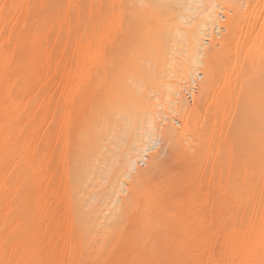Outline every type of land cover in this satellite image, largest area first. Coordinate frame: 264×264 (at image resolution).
<instances>
[{
    "label": "bare ground",
    "instance_id": "bare-ground-1",
    "mask_svg": "<svg viewBox=\"0 0 264 264\" xmlns=\"http://www.w3.org/2000/svg\"><path fill=\"white\" fill-rule=\"evenodd\" d=\"M21 1L23 2L24 0H21ZM32 1L30 2V0L28 1L25 0V3L24 2L20 3L25 6V11L27 10L29 11V12L24 11V15L25 13H31L30 11L32 10L33 11H32V14H30V16L29 15L28 17L27 15L25 16L27 18H25L26 24L24 25L28 24L27 26L29 27L27 28V30L29 29L28 31L29 33L25 30V32L28 33L27 37H25L26 38L25 45L23 43L24 39L22 40V42L20 40L21 43L18 42L20 44L23 43V45L26 47V48L21 47L22 49L20 48V52H22L20 54L21 59L23 58L24 62L30 61L31 59L32 60L31 62H28L30 64H27V63L23 64L22 63L23 61L20 59V57L17 58L21 61L19 63L15 59L16 65L21 63V65H19L20 69H18L19 67L17 68V66L15 67V69L17 68L19 70V73H18L19 79L17 78L18 77L17 73H15L16 75L12 74L13 76L12 75L10 76H12V78H14V76H17L16 79H18L19 81L17 85H19V89H20L19 91L20 93L16 92L18 93L16 94L18 95V97L20 95V103H17L20 106L19 107L16 106L17 108H20L19 109L20 112H18L17 108L15 109L17 112H13L15 119H17L16 117L18 113L20 115L19 117L20 119L17 122L15 121L16 122L15 125L19 123L18 124L20 126L19 129H21L22 127V130H20L22 131V133L18 132V134H21V137H23L24 135L23 132L25 133L27 132L26 134H28L27 136L29 139V140L28 139L24 140L25 138H27L25 134L24 137L25 136L26 137L25 138L23 137V140H22L25 142L24 143L22 142V143L25 149V153H26V150H28V148H30L29 149L30 151L27 152L28 154L26 153V155H23V156L24 158H26V161L28 162V164L30 162V166L31 164H33L30 167L28 172H27V168L24 172L23 170L25 168L22 169L23 167L22 164H25V163L23 160H20V161H23V163L21 164L20 162L22 166L20 169L21 172L16 173L17 178L20 179V181L18 180L17 183L20 184V182L24 181L23 183L25 184L27 182L26 184L27 186L29 185L28 187L31 186L30 188H33V189H35L36 187V190H34V193L36 191L38 194H41L39 195L41 199L39 200L40 197L37 198L38 196H35V199H36L35 200L33 198L34 196L33 195L31 197L32 199L30 200L32 201L34 199L33 202L35 201V203H31L29 199L18 202L19 200H22L20 199V195H21L20 194L21 192H20L18 193V195L20 194L19 199L16 201L13 199L14 202L12 203V205H10L11 202L9 201H8L9 203L7 202L9 205L8 207L3 206L5 201H2L1 199L0 203H3L2 204L3 209L0 206L1 208L0 209V264H9L10 262H12V264H15V263L25 264L26 263L25 260H22L23 254L26 256V258L28 257L29 259H31L32 257L33 258L35 257L34 259H37L36 257H40L39 261L35 260L36 261L35 262L33 260V264H165V263L174 264V263H177V261L178 263H180L182 259H184V256L181 255L183 257L182 258L179 255L181 257V261L179 262L178 260L179 258L177 259V257L179 256L177 255L180 252L185 251V250L181 249L182 251H180L178 249L180 247L178 244L180 243H177V242L180 238H182L181 237L182 234L181 235L179 234L180 235V236L178 235L179 239L177 240L176 243L174 242L179 247L174 246V244L172 246V241L170 240V238L172 237L174 240L175 238L177 239V236L174 238L171 235V237L168 239L166 238L169 236L167 234L168 236L165 235L166 237L164 238L163 236L162 238V234L164 235L166 233H163V232L161 233V231L163 230L160 227H162L161 224L162 223L164 224V220H166V218H167V221L172 223L173 225L172 221L174 220L170 219L172 220L170 221L168 220V218L171 215L172 217L170 218H176V216L174 217L173 212H175V210L176 212L180 211V208L182 207L181 204H183L182 201H184L183 198H185L186 195L190 197V198L187 197L189 198L188 201H190L189 204L187 201V204H188L187 210L190 207L189 205L191 204L192 208H194L193 211L194 212L197 211L196 213L198 216L197 215L194 216L193 213L191 214L193 215V217H196L194 221H192L193 220L192 216H191L192 220L190 219L192 222H194L193 223L194 225L189 220L188 224H186L185 222L184 226H180V229H181L182 227H185L186 225H188L186 227V230H187V233H189V231L191 230L189 235L190 236L192 235V237L187 236L188 234L185 233L186 232L185 229H183L184 231L180 233H183V235H186L188 238H191V240L194 239L193 237H195L193 236L194 235L193 233H196L195 234L197 235L196 237H198V239H202V241L200 240L202 242L201 243L202 245L200 243L198 244L201 247L205 246V248L202 247V249L203 248L206 249V247L207 249H213V250L215 249L216 250V252L214 251L215 254L214 253L211 254V252L209 251L210 256L211 255L215 256L217 253V256L220 257V259L221 258L227 259L229 257L233 259L234 257L232 256H235V258L236 257L241 258L240 255H242L244 256V258H246V260L250 259L251 261L253 260L251 258L252 257L255 258L256 255H258V253L261 254L260 257H264V0H155L156 2H158L157 4L153 0H140V2L142 3L140 2L139 3L142 6L144 5L142 8H140L141 10L143 8L145 10L146 8L145 4H150V5L153 4L154 6V7L152 6L153 7L152 9L150 7L149 9L145 10L146 13L144 12V10H142L144 14L140 15V19H142L140 20L141 25L143 26L146 25L144 20L147 17L145 19L143 18L145 15L149 17V14H150V18L152 15V19L160 23L159 26L161 25L162 28L160 26L158 30H155L154 32L149 31L150 33L147 32L146 34L145 32H143L144 34L141 33L139 38L141 39V41H143V40H147L153 37L154 39L153 41L149 39L153 42V44L151 46L148 45L150 48L154 45L152 48L153 50L150 48L148 49V47L145 46L149 51L151 50L153 54L156 51L159 52V50H162V49H164L165 51V50H169L168 47L170 48V51H168L170 54L168 57L169 67L167 68V71L166 70H164V72L162 71L163 72L162 74L156 71L159 69V65H158L159 63H157V67L155 66L156 63H153V62H156V60L154 61L151 60V64L153 63L154 65L153 64L151 65L150 63L149 64L151 66L148 65L151 70V72H149L148 78H150L152 74H154V76L156 75L159 76V75H163L166 73V77L163 76V81L161 79L162 77L161 76H160L161 78L159 77L162 82L165 81L162 85H160L162 82L157 79V81H160L161 83L158 82L160 88L157 87L159 89H157L158 91L156 90V93L154 92L155 90H152V87L154 85L156 87L157 82L151 81V82H154L152 87L151 85H149L151 90L153 91L151 93H154L153 94L154 97L151 96L152 94H150L151 97H148V99L150 98L151 105L155 107L156 109H159V112L157 111L158 113L156 114H153V113L148 114L151 117V118L148 117V119H150L149 121L152 120L151 121L152 125H151L150 123H148V119H147V123L149 124V126L148 125L147 126L151 128L150 129L151 132L147 130L146 132L142 134L140 139L138 140L134 139L128 143L126 142L128 141V139L132 137L133 135L132 133H134V130L139 127L140 123H143L141 121H144L145 118H143L144 116L142 117L137 116L138 111L136 112V115H135V112L131 110L130 105H132L131 104L132 101L131 100L128 101L129 99L127 100L128 94L125 92V90L124 92L126 94L124 93L125 96L123 95L125 98V99L123 98L124 101L123 99L122 100L119 99L123 103L121 104L123 106L122 108L125 109L124 111H122V113L119 110H117V108L119 107H117L114 104L111 105L113 102L110 103L109 100L108 101L106 100L107 103H110V106H113L114 108L115 106L117 107L115 111L116 110L118 111L117 112L118 115H120L119 112L121 113L122 117H119L120 119L115 118L116 116L114 115H117L116 112L110 111L109 108H108V112H104L105 114L107 113L106 115L103 113V111L101 112V114L105 115L101 119H99L102 116L101 114L96 112L97 117H99L98 114L100 115L99 118L95 116L96 113L92 114L93 115L91 116L93 117L91 119L92 123L88 122L87 118L84 119L85 115H83L81 111L78 110L76 113H74L75 121L73 123L76 122L77 123V124L75 123L76 126L81 125L82 120L80 119L82 116H83L82 119L85 120L83 123L88 122L89 124L91 123L90 126L91 125L93 126L89 128L91 129L89 130V132L91 131L93 133V134L91 133L92 141L90 140L89 141L90 143H95L96 144L95 147L99 145L97 143L98 141L96 137L98 136L99 133L101 134L100 137L105 135L107 139L102 137L103 139H106V142L104 143V145L106 144V146H104L105 148L104 147L102 148L103 141L105 140L102 141V138L100 139L102 142V143L100 142L101 143L100 148L104 149L102 152H100L101 150L97 148L99 146H97L94 150L92 149V151L99 150L97 153L98 155L95 154L96 151L92 154L93 159L95 156H97L95 158H98V159H96V161L95 159L94 160L91 159L94 162L90 160L93 164L90 162L91 165L90 164H89L90 166L88 165L89 166L88 174H85V175H88V178L86 179L87 183H84L82 179L83 176L85 175L81 174L82 176L81 175L80 176L82 178L80 176L79 177L83 181V182L81 181L82 184H80L81 182H78V185L75 184L77 185L75 188V192L71 191L73 192V194L70 195L71 193L69 192L70 193L69 196L67 195L68 197L75 195L73 196L75 199L70 197L72 198V200H74L73 201L75 203L74 206L76 205V202L77 204L79 203L80 204H79V207L76 205L77 207L76 209L73 206L74 208L73 217H72L73 220L71 223L73 226L68 232H66L67 234L65 233L66 238L63 236L65 238L63 239L62 237L63 242L62 243L60 242L61 244L58 241L56 242L57 247H54L56 245L51 246L52 243L55 241L51 242L50 240H52V238L50 239L51 236H48L49 235L48 228L50 227L51 223H49L50 222L49 221L50 215L48 211L49 204L47 203L48 206L46 207L45 203H46V200H48L49 198L48 197L49 192L48 194L45 193V195H48V196H45L47 199H45V201L42 200V192L43 191L47 192V190L49 191V188H48L49 184L46 185L47 188H45L46 186H44L43 184L44 183L43 180H45L44 178L47 179V172L49 171V168L47 167L48 165L47 163L49 159H46V157L43 156L45 157L47 161H45V159H42V161H39V160L35 161V158L37 159L40 158L38 156L39 155L38 153L39 152L42 153L43 151V150L41 151V147L39 146V144L40 142L43 143L42 139H45L49 126L48 124H46L47 123L46 121H44V123L40 121L41 124L38 123L39 121H37L36 118L37 119H40V118L36 116L38 113H36L35 110H37L36 108H39L38 111H41L42 113V109H43V114L41 116L44 119L46 118L48 109L46 111L44 107L46 105V108H47V106L51 105L52 103L50 101L49 102L51 104L48 103V100H46L47 101L46 102L45 99L46 98L51 99L52 97L51 98L49 97L53 96V95H50L51 91H49L50 89L48 90V88L52 86L51 84L54 80L57 79L56 83H58L59 82L58 80H60V78L61 79L64 78L63 81L66 82V80H68V78L70 77L69 72L70 74H72L73 77H74V74H77L78 72L80 74L82 73L81 75L85 74L86 76L87 74H89L88 77L84 75V77L86 78L83 80L81 79L82 82L80 80V83H83L85 80V83L89 84L93 82V77L91 76L92 74L98 73L100 69H102V71H105L107 69L108 71L113 68L112 63L114 64V61H111V57L113 58L114 55H111V54H114L112 53V50L114 51V49L112 48V46L114 47V44L112 42H114L115 40H119V39L121 40L127 39L126 36L128 35V31H127L128 28L126 27L127 30H125V26L127 25V22H128L127 21L128 18H126V15H127L126 11L128 8L126 6H128V3L130 2H128V0H52L53 1L52 3H50L51 2L50 0H35V1L32 0ZM1 3H3L2 0H1ZM136 3H138V0H136ZM138 4L137 6L141 7L140 4L139 5ZM19 5L18 7L20 8ZM22 8L20 10H22ZM148 10L149 11L151 10V13L147 12ZM21 12L23 13V11ZM18 14L20 15L21 13H18ZM2 15H5V14H2ZM2 18L4 17L2 16ZM44 18L45 19L48 18V20H45ZM21 21L20 23H22ZM47 21L49 22V25H45V22ZM16 22H17V19H16ZM23 22L25 21L23 20ZM116 24H120L121 27L116 28L115 26ZM19 27L21 26L19 25ZM140 30L144 31L142 28ZM162 37L167 38L168 42L165 41L166 39H161ZM50 39L52 40V43L54 42V44L50 43L52 44L51 46L48 45V42ZM157 40H160V41L158 42ZM169 41L170 42L172 41V43H169ZM162 42L167 43L166 44L167 46L164 45L165 48L167 47L166 49L163 47ZM158 44L162 45V47ZM143 50H145V48ZM149 51L147 54L152 55V53H150ZM142 52L143 51H141V54H143ZM141 54H139V56ZM147 56L145 54V57ZM26 57H31V58H26ZM25 58L30 59V60L25 61ZM67 59H68V62H66ZM98 59L100 60V62ZM71 60L75 64V65L73 64L75 66V69L77 68V72L76 71L75 73L73 72L74 74L71 73L72 69L71 70L69 69V66H70L69 61ZM72 61H71V67H73ZM126 63L129 65L128 61ZM123 64H125V62H123ZM67 65L68 67H66ZM124 66H125L124 67L125 69L126 65ZM137 66H138L137 70H139V67H140V70L142 69L141 64ZM17 69L16 71H18ZM128 70L129 69H127V71H123L121 76L124 75L123 80L126 81L125 83L126 85H123V86H125L126 91L128 90V92H131L129 91L130 88L128 89L127 87L129 85H133V84H130L131 81L128 80V78L130 79L131 77L130 74L128 75ZM57 71L60 74V77L59 75L55 77V74L57 73ZM62 72H65V74H68L66 75V80H65V76L62 78L61 74L62 75L64 74ZM124 72L125 73L127 72V73L125 74ZM156 72H158V74ZM80 74H77L75 76H78V75L80 76ZM52 76L54 79L53 81L51 79ZM154 76L151 78L153 79ZM80 77L79 78L74 77L75 79L73 78L74 79L73 81L78 79V83H79ZM155 78H158V77H155ZM16 79H14V82L16 81ZM70 80L71 78H69L67 83L68 82L71 83L72 80L71 81ZM131 80H132V77H131ZM10 81L12 80L10 79ZM63 81L61 80L62 85H63ZM127 81H130V82H127ZM112 82L113 81L110 82L111 86H112ZM127 83L129 85H127ZM137 84H138L137 89L139 91V89L141 88L140 86H143V85H141L140 83H137ZM164 84H166L165 87H162ZM113 85L115 86L116 83H113ZM123 86L121 88L122 90H123ZM114 88H119V87H114ZM149 89L147 88V90ZM47 91H49V93ZM142 92L144 93L143 90ZM46 93L49 94L50 96L46 95ZM108 93H110V91ZM143 93H141L142 96H144ZM10 94H12L13 96V93H10ZM105 95L107 94L105 93ZM129 95L132 96V93H129ZM110 96H111V93H110ZM147 96L145 95L144 98L145 97L147 98ZM18 97H16V99ZM90 97L92 98L93 96H90ZM134 98L136 99V97ZM134 98H133V101H134ZM189 98L190 99L192 98L191 99L193 100L192 103H195V105L191 103V106L192 105L194 106V108H191L192 111H190V109H186L187 111L185 110V108H188L185 106H187L186 102L190 100ZM92 99H91L92 103L90 104L94 105L95 102ZM142 99H140V101ZM9 100L8 102H10ZM12 100L13 99H11V101ZM13 101L15 102V99ZM144 101H146V99H144ZM44 102H45V105L43 106L42 104H44ZM87 102L89 103V100ZM117 102L119 103V101ZM13 103H12L13 105L12 108H14L15 106ZM137 103L138 105H140L143 102L141 103L137 102ZM146 103H143V104H145V106L148 107L147 105L148 103L147 104ZM107 105L105 107L106 109H107ZM113 107L112 108L110 107L111 110H113ZM141 107L139 108L138 106L139 108L138 110L143 111ZM29 108L30 109L33 108L31 110H34L33 112L36 114L35 115L36 118L32 117L33 118L32 120L30 119V117L34 116V113H29L30 112ZM134 108L136 109V106ZM106 109L105 111H107ZM215 109L222 110L221 115H219L220 114L219 110L216 111L217 113H219L217 115L214 111ZM188 110L190 112H188ZM132 111L134 113V116H133ZM149 111H153V110H148V112ZM7 114L8 113L6 112V115ZM11 114L9 113L8 116H10ZM29 114H33V115H29ZM6 115L5 117H7ZM38 116H40V113L38 114ZM87 116L90 117L89 115ZM135 116H136V119H135ZM13 118H11V120H13ZM5 119L6 118H4V123H5ZM34 119L36 122H34ZM98 119L104 122H102V124L101 123L98 124V126H100L99 128L101 129L98 128V130H96L94 128H96L97 126L96 121ZM79 121H81V123ZM174 121L175 122L177 121L176 123H178L179 129L178 128L175 129L176 123ZM165 122H167V124ZM163 123H165L167 126L164 124L166 126L165 128L159 127L160 125L162 126ZM9 125H7L6 123V127H9ZM18 125H16V127ZM150 125L152 127H150ZM83 126L85 125L83 124ZM12 128L14 129V132H17L15 129V126H12V125L10 126L9 128L10 131L8 130V132H11ZM2 130H6V128L5 129L2 128ZM222 130H224V132H226L228 136H236L234 137V139L235 140L237 139L238 141V149H236L234 153H230V155L234 156V159H237L236 161H238V164H240L239 165L240 167L238 166L239 168L236 166V169L235 167L233 169L231 167L230 169L232 171L229 172L228 175L232 173V178H233L232 184L229 182L228 184H230V186L226 184L227 178H228V181H230L229 178H231V176L227 175V178L225 179L224 183L221 182V184H218L216 182L215 184L217 185L216 186L214 185L215 190L213 188V191H216L217 194L214 192L216 196L218 195V197L216 198L215 196L209 194V192L212 191L211 190L212 188H210V191L207 192V194L205 192L206 196L204 197L202 196V194L205 190L204 191L201 190L202 192L199 191L200 189L196 190L201 193L197 194L195 191L196 193L195 194L191 189V190H188L189 195L187 194L186 190H185L186 193L185 192L182 193V194L185 193V196L178 195V194H181L180 191H178L177 192L178 196H175L174 194L173 199H171L172 200L171 204L168 203L169 200L168 201L167 199L165 200V198L167 197L166 196L167 194L164 195L165 192L161 194L160 192L162 191L157 192V188L161 190L160 185L164 183L163 184L164 189L162 188V190L165 191L167 189L169 190L170 188L175 189L177 185L175 187H171V186H173L176 183L179 185L183 183L182 181H184L185 183L187 179H189L187 178L189 176L187 174L188 168L190 169V167L194 166L197 163L200 164L202 160L201 158H203L202 161H204V159L206 160V164L203 163L206 166H208L207 163H209L211 164V167H213L215 166V164H217L218 161L220 162V160L218 159H220L221 155H223L222 153H224L221 151L222 149L220 150L219 149L220 147H218L222 145L220 143H223V142H220L219 140ZM6 131H4L3 133H5ZM39 133H40L41 138L42 137L43 138L40 139L41 141L39 143L36 140H35L36 142H34V144L37 143L36 145H38L36 147L37 153L35 152L36 148L34 150V156L37 155L38 157L35 156L34 160H32L34 162L31 163L32 162L30 161L31 157L32 159L34 157L32 156L33 150L31 149L33 148V145H34L32 143L33 142L32 140H34L37 137V134ZM153 134H155L159 138L158 141H161L162 143L159 149H157L154 152H151L150 150L152 147H149L147 145V142L152 140V138L154 137ZM90 135L88 136L90 137ZM93 135L95 138H93ZM8 136L11 137V140H9ZM8 136L5 135L3 138L6 137L7 140H9V142L4 139L3 141L1 139L2 136L0 137V140H1L0 153L2 152V154H0L2 156L0 157L4 158L3 163L5 164L7 163L6 161L4 162V160L7 157L9 159L10 157H12L11 158L12 160H13V157H16L17 160L16 159L14 160H16L17 163L14 160L13 162H15V164L17 165L18 160L22 158L20 156L24 154L23 152L21 153V150L23 149V147L21 146L22 147L21 150L18 148L20 147V145H22V143L20 142V145L18 146L16 142L14 141L15 142L14 143L12 140L14 136H11V135H8ZM40 136L38 138H40ZM14 140L17 141V138L14 137ZM2 141L3 143L7 141V144L2 145ZM28 142L32 143V145L30 143H29L30 145H28ZM86 142H88V140H86ZM83 143H85V141ZM83 143H82V146H81V143L80 145H77L78 147L75 146V149L83 150L86 145L85 143L83 147ZM14 144H16L17 146ZM7 145L8 146L11 145L13 147L12 149H14V146H15L16 149L18 148V150H20V152L17 153V156L20 153L19 159L17 158V156H14V154H16L14 150L16 149L14 150L11 149L13 153L11 152L10 154L12 156L10 157L9 155L5 156L6 155L5 152L9 153L11 151L10 147H8ZM168 145L169 147L171 146V149H168ZM90 146H92V144L88 145V149L90 148ZM214 146L215 148L217 146L218 150L214 149ZM5 148L9 152L7 151L3 152ZM93 148H94V144H93ZM86 149L87 148H85L84 150L87 151L88 149L87 150ZM119 150H120V155L123 156L122 162L125 168L124 169L122 166L121 170L123 171L124 169L123 172H126L125 174H128L129 175L128 177L130 178L128 179V181L122 180V178L121 179L119 178L120 180L115 181V183H112V185L111 183L110 185L106 183L105 185L107 186L103 185L102 187L100 185L104 184L103 179H106V177L101 178L100 176L102 175L101 171L104 172V175L106 173L110 175H112L113 173L116 175V173L120 170V169L117 170L116 167L115 168L113 167L114 166L113 159L116 157ZM167 150L170 153L169 155H171L170 156L171 159L174 158L175 160L174 161L172 160L173 164H171L168 168L164 166V169L162 170L163 166L161 164V160H162L161 156ZM31 151H32V154H31ZM85 151H84V154H86ZM89 151H91V149ZM46 153L47 151L44 152L45 155ZM27 155L28 157L31 156L29 157L30 159L27 158ZM2 158H0L1 163H2ZM100 160L102 162H99ZM8 162H12V161L8 160ZM140 162L145 163L144 167H140L139 165ZM222 162L220 163L222 164ZM103 163L104 164L106 163V165H103ZM28 164L26 163L27 166ZM109 164L110 166H108ZM2 166H5V165L3 164ZM107 167L109 168L107 169ZM0 168L4 169L6 167L2 168L0 165ZM183 168L184 170H186V172L183 170ZM8 169H10V167ZM178 169L180 170V172L183 170L184 174L179 173ZM107 171H110V173ZM2 172L3 173L8 172V170L2 171ZM0 173H1V170H0ZM110 175H108L110 179L112 176H115V175H112V176ZM184 175L186 176L188 175V176L185 177ZM211 176L213 175L211 174ZM7 177H9V175H7ZM13 178H11V184H12L11 187H13L14 185L13 184L14 181L12 180ZM99 178L102 180V183L101 181H99L100 180ZM211 178L212 180L211 179H208V180L213 182L214 177H211ZM112 179L113 181L116 180L115 177ZM234 179L238 181L240 180L245 181L247 179L246 186L248 187L247 188L248 190H246L244 194H242V191H241V194L238 192L239 188L236 189L237 188L236 185L238 186L239 183H234L235 181ZM14 180H16V177ZM214 180L216 181L217 179L214 178ZM1 181L2 179L0 180V184L4 185L5 180L2 182ZM9 181H6V182H9ZM109 182L110 181H108V183ZM242 183H245V182H242ZM71 184L73 183L69 182L68 185L72 187ZM207 184H210V183H207ZM2 185L0 186L1 187L0 189L2 191L1 190L0 191L4 192L5 191L4 188L8 186L5 185L6 187L2 189ZM36 185H38L39 187ZM208 187L209 185H207L206 188ZM44 188L47 190L45 191ZM16 189L18 188H15V190ZM37 189L40 191L42 189V191L39 193ZM181 189H184V188H181ZM194 189L195 188L193 187V190ZM24 190L22 189V194H25L23 193ZM65 190L64 192L66 193ZM224 190L225 191L227 190L226 192L228 193H226ZM190 191L191 193L195 195L194 197L195 199H196V195L198 196L199 194H200L199 195L200 198L198 196L197 197L198 199H196L195 201L192 198V196L194 195L191 194ZM13 192H14V189H13ZM26 192H29V190ZM231 192H232V195H230ZM234 192L240 195H237V194L233 195ZM10 194H13V193L11 192ZM169 194L167 198H169ZM0 195L2 196L3 194L0 193ZM84 195L88 196V198L86 196V198L88 199V202L87 200H84V202L86 203L81 202L82 197ZM10 196H13V195H10ZM175 197H178V198L182 197L181 200H178V203H180V206H181L179 210H177L178 207L177 209H175L176 207L173 208L172 206H170L172 207L170 208L168 206V205H172L173 200L174 202H177V198ZM10 198L11 197H9L8 199L10 200ZM70 198H68V200ZM187 198H185V201ZM70 200H69V203L72 201ZM164 200H165V204L167 202L166 207L164 206ZM191 200H194V201H191ZM29 203L31 206L34 205L33 209L29 210V208H32L29 205ZM82 203L84 204L83 205L84 207L81 205ZM173 204H176V203H173ZM184 205L186 206V203ZM196 206L202 211H199V209ZM111 207H115L116 209L114 208V211L116 210V212L111 213L112 215L111 218L108 219V221L106 222L105 226L107 228L108 233L106 232L107 236L106 235L105 236L107 238L106 239L103 238V241L101 243L92 244V243H96L95 240H98V238H96V235L98 234V228H99L98 225L102 223V221L100 220L105 219V217H102V216H101L102 219H100L98 216L102 215L104 211L108 210ZM24 208L30 211V212L26 211L28 214L29 213L31 214V215H27L26 213L27 217H31L32 219L34 217L35 218L37 217L36 219L37 220L39 219L41 224L39 226V223H38V229H36L37 228L36 227L34 228L35 230H33L28 225L30 223L28 221H33L32 219L30 220V218L28 219L25 216L22 217L23 213L21 214V212H22V209H23V212L25 211ZM169 208H170V211L167 217L166 214ZM189 209L192 210L191 208ZM112 211H113V208H112ZM105 213L107 217L108 211ZM105 213H103V216L105 215ZM180 213L179 215H181ZM157 214L160 217L163 216L166 218H164L163 221H160L162 219L158 218ZM175 215H178V213H176ZM154 216H156L158 220L159 219L160 220L159 221L156 220L157 219L156 217L152 218ZM9 218L10 220H13L14 218H16L13 220L14 224L9 223L10 221ZM97 218H99L100 220L98 219L99 221H96ZM196 220H197V223H196ZM146 221L147 223H149L148 221H150L149 224L151 225L152 223H154V225L155 226L157 225V228L158 227L159 228L157 229L154 225L153 226L155 229L151 228L150 225H147L149 227L146 228L147 227L145 223ZM156 222L158 223L161 222V224L158 225V223ZM25 223L28 225L29 227L28 230H30V232H28L27 230L28 227L26 226ZM32 223L33 222H31V224ZM195 225H196L195 228L190 229V226L194 227ZM105 226H104V229H105ZM143 226H145V228L148 230L150 228L149 230L150 232L144 231ZM33 227L34 226L32 225V228ZM177 227H179V225H177ZM197 227L200 229V234L198 233L199 229H197ZM172 228H174V225ZM187 228L190 230H188ZM194 229L195 230L197 229L198 231H195ZM157 230L159 231V233ZM153 231L155 232L157 231V233L155 232L154 233L158 234L159 236L158 235H156L157 237L153 236L154 235ZM145 233H146L147 238L150 236L149 233L151 234L153 233L152 235L153 240L150 242L151 244L154 241V238H157V240L155 239L156 243L154 242L155 244L154 243L152 244L155 247L153 249L150 248L151 250L149 249L152 253L151 256L149 257H148V255L150 254L149 252H148V255H146L147 257L144 256V253L145 254L147 253L145 249H147L148 245L146 244H149L148 239L146 240L148 241L146 244H144L145 242H143L144 239H142V236L145 235ZM197 233L199 234V236ZM48 238L50 240H48ZM123 238H125V241L127 242V244H125L126 247L121 248V246L118 245V243ZM88 240H91L94 242H91L90 245H87L86 242ZM196 240L197 238L195 239V241ZM188 241L189 242L187 243L189 245H187V247L190 246L191 245L190 243L192 242L189 239ZM50 242H51V245H50ZM28 246H30L31 248L28 249ZM195 246H197V244L193 246L194 248L192 247L194 249V254H192L193 255L192 259L195 258L196 260L198 256L195 257V255L201 256L203 255V253L201 252L200 254L199 250L201 249H198L199 246H197L198 248ZM53 248L55 249L53 250ZM26 249L27 250L31 249L30 257L28 254L29 251L27 252L28 254L27 256L25 252L27 251ZM196 249L198 250V252H196ZM240 249L241 251L243 250V253L239 251ZM141 251L143 253L142 255H141ZM195 252L198 254H195ZM33 253L35 255L36 254H39V255L34 256ZM182 253L184 255V252ZM52 255L59 257L60 261L57 260V258L54 259L53 258L54 256L51 257ZM61 255L64 256V258H62ZM207 256H209V254ZM190 257H188L187 259V255H186L185 260L191 259ZM211 257L209 259H211ZM23 259H25V257ZM220 259L218 263H221L222 259L221 261ZM205 260H207V258ZM236 260L237 261L235 262L238 263L237 258ZM206 262H209V261H206ZM222 262L223 264L225 263L224 261ZM244 263H247V262H244ZM26 264H28V262Z\"/></svg>",
    "mask_w": 264,
    "mask_h": 264
},
{
    "label": "rangeland",
    "instance_id": "rangeland-1",
    "mask_svg": "<svg viewBox=\"0 0 264 264\" xmlns=\"http://www.w3.org/2000/svg\"><path fill=\"white\" fill-rule=\"evenodd\" d=\"M21 0H2V2L3 3H1V0H0V124L2 125H0V134H1V136H2V140L4 139V140H7V138L5 139V138H3L5 135H11V136H14V137H16L17 138V141L16 140H14V137H13V142L15 141L16 142V144L19 146L20 145V142L22 143H24L25 141H22L23 140V137H24V135L27 133H25V132H23L24 133V135H23V137H21V134H18V132L19 133H22V131H20V130H22V127H21V129H19L20 128V126L18 125L19 123H17L16 125H18L17 127H16V125H15V123L17 122V121H19V117H20V115H19V113L17 114V113H15V114H17V119H15V116H14V113L13 112H17L15 109L17 108V107H19L20 105L19 104H17V103H20V95H19V97H18V95H16V94H18V93H20L19 91H20V89H19V85H17V83H19V81H18V79H19V75H18V73H19V70L18 69H20V66L19 65H21V63L20 64H18V65H16V60L18 61V63L19 62H21L19 59H17V58H19L20 57V59H21V53L22 52H20V48L22 47V48H26L24 45H25V40H26V38L25 37H27V35H28V31H29V29L27 30V28H29L27 25H24V24H26V20H25V18H27L28 17V15L30 16V14H32V8H31V10L32 11H30L31 13H25V15H24V11H25V6L24 5H22V4H20L21 2H20ZM28 1V0H27ZM32 0H30V2H31ZM35 1V0H34ZM51 1V2H50ZM49 2L50 3H52L53 1L52 0H50ZM153 1H155V0H153ZM16 2H18V3H16ZM24 3H25V0L23 1ZM22 2V3H23ZM128 2H130V3H128V6H126L128 9H127V15H126V18H128V22H127V25L125 26V30H127V28H128V35L126 36L127 37V39H123V40H121V39H119V40H115L114 42H112L113 44H114V47L112 46V48L114 49V51L112 50V53H114V54H111V55H114L113 56V58L111 57V61H114V64L112 63V65H113V68L112 69H110V70H108V71H110V72H108L107 71V69L105 70V71H107V72H105V71H102V69H100L99 70V72L98 73H96V74H92L91 76L93 77V82L92 83H85V80H84V82L83 83H80V80L82 79H85L86 77H88V75L89 74H87V72H86V74H87V76L85 75V74H83V75H81L80 73H78L77 72V68L75 69V64L73 63V61H72V66L73 67H71V61H69L70 62V66H69V69L71 70L72 69V71H71V73H75V71L77 72V74H80V76L78 75V76H75V75H77V74H74V77H80V79H79V83H80V85H79V83H78V79H76L75 81H73L75 78L72 76V74H70V72H69V78H71V83H67V81L69 80V78H68V76H67V78H68V80H66V75H68V74H65V72H62V73H64L63 75L61 74V76H62V78L65 76V80H66V82H64L63 81V79H61L60 78V80H58L59 82V84L58 83H56V81H57V79L56 80H54L53 79V76H52V81L54 82V84H53V82H52V86L50 87V88H48V90L49 91H51L50 92V95H53V96H50L49 94H47L46 93V95H48V96H50L49 98H51V99H47L46 98V96H45V101L46 100H48V103H50L51 105H48L47 106V108H46V105H45V102H44V104H42L43 106L45 105V109H46V111H47V109H48V113H47V116H46V118L44 119L41 115L43 114V109H42V113H41V111H38L39 110V108H36L37 110H35V112L36 113H40V116L43 118V120H42V118L40 117V116H38V114L36 115L33 111L34 110H31V109H33V108H29L30 110V112L29 113H34V116H29L30 117V119L32 120L33 118L32 117H34V118H36L35 117V115L38 117V118H40V119H37L36 118V120L37 121H39L38 123H40V121L42 122V123H44V121H46L45 123L46 124H48V126H49V128H48V131H47V134H46V137H45V139H42L41 138V136H40V133L39 134H37V137L34 139V140H32L33 142V144H34V142H40L41 140L40 139H42L43 140V143H41L40 142V144H39V146L41 147V151H42V153L41 152H39L38 154V156L41 158V160H40V158H35V156L36 157H38L37 155H35L34 156V150H35V148L38 146V145H36V144H34L33 145V148H31L32 150H33V155L32 156H34L33 157V159H32V157L31 156H29V157H31V160L30 161H32V160H34V158H35V161L36 160H39V161H42V159H45V157H46V159H49L48 160V165H47V167L49 168V171L47 172V179L46 178H44L45 180H43L44 181V186H46V185H48V188H49V191L47 190V189H45V188H47V186L44 188L45 189V191L47 190V192H44V194H43V192H42V200H44L45 201V199H47L45 196H48L49 198H48V200H46V203H45V205H46V207L48 206L47 205V203L49 204V215H50V222L49 223H51L50 224V227L48 228V236H51L50 237V239L52 238V240H50L49 238H48V240H50L51 242H53V241H55V242H53L52 243V245H51V242H50V245L51 246H53V245H56V242L58 241L59 243L61 242H63V240H62V237L64 236H66V232H68L71 228H72V217H73V210H74V208L76 209L77 207H76V205L79 207V204H77V202H76V205L74 206V200H72V198H74L73 196H75V195H73V196H70V197H72V198H70V197H68L69 196V194L70 195H72L73 194V192H75V188H76V186L78 185V182H81L82 180H81V176L82 175H85V174H88V171H89V166L91 165L90 164V162L92 161L91 159H93V153L96 151V153L95 154H97L98 153V151L99 150H101L100 152H102L104 149H102L104 146H106V144L104 145V143L106 142V139H107V137H105V135L104 136H102V137H104V138H106V139H103L102 137H100V133L98 134V136H99V138H98V136H96L97 137V143L99 144V145H97V146H99V147H97L99 150H95V151H92V149L94 150L96 147H95V143H90V141H92L91 139H92V132L90 131L89 132V130H91V129H89L90 127H93L92 125L90 126V124L92 123V121H91V119L93 118V117H91V116H93L92 114H95L96 112L97 113H99V114H101V112L103 111V113L104 112H108V108H109V110L110 111H115V109L117 108V107H119V108H117V110H119L121 113H122V111H124L125 109H123L122 107V105L121 104H123L119 99H123L124 98V96H125V94L127 93L128 94V97H127V100L128 101H132V105H130L131 106V110H133L134 112H135V115H136V112H137V116H140V117H142V116H144L143 118H145V120L144 121H141V122H143V123H140V125L139 124H137V125H139V127L138 128H136L135 130H134V133H132L133 135H132V137L130 138V139H128V141L126 142V143H128V142H131L132 140H134V139H140L141 138V136H142V134L144 133V132H146L147 130L148 131H150L151 132V128H149L148 126H149V124L148 123H150L151 125H152V123H151V121H149L150 119H148V117H150V115H148V114H156V113H158L159 112V109H156L155 107H153L152 105H151V103H150V98L148 99V97H151V96H153L154 97V93H151V92H153L152 90H155L154 92L156 93V90L157 89H159L160 87H159V83H161L162 81H163V76H165L166 77V73L165 74H163V75H159V76H157L156 74V76H154V74H152L151 76H150V78H148L149 76V72H151V70H150V68H149V66L148 65H150L151 64V60L152 61H154V60H156V62H153V63H156V67H157V63H159L158 65H159V69L158 70H156V71H158V72H160L161 74L164 72V70H166L167 71V68L169 67V65H168V57H169V52L168 51H170V48L168 47V49L169 50H165L164 51V49H162V50H159V48H158V50H159V52H155L154 54L151 52V50L149 51L148 49L150 48L148 45H152L153 44V37H151V38H149V39H151V40H149V39H147V40H143V41H141V39L139 38L140 37V34L141 33H143V32H145V34L147 33V32H149V31H151V32H154L155 30H158L159 28H160V26H159V24L160 23H158V22H156V20H154V19H152V15H151V18H150V14H149V17L148 16H144V18L143 19H145L146 17V19L144 20V22H145V24L146 25H141V21L140 20H142V19H140V15L141 14H144V12H145V10H147V9H149L150 7H151V9L154 7L153 6V4L152 5H150V4H145V6H146V8H145V10H144V8L142 9V10H144V12L140 9V8H142L143 6L140 4V3H142V2H140V0H138V3L140 4V6L141 7H138L137 6V4L138 3H136V0L135 1H133V0H128ZM150 2H152V1H150ZM32 3H33V1H32ZM35 3V2H34ZM49 3V4H50ZM154 3V2H153ZM155 3L157 4L158 2H156L155 1ZM20 4V5H19ZM138 4V5H139ZM161 4V3H160ZM2 5V6H1ZM18 5L20 6V8L18 7ZM30 5V4H29ZM150 5V6H149ZM159 5V4H158ZM153 6V7H152ZM24 9H23V8ZM148 7V8H147ZM22 8V10H20ZM30 10V9H29ZM155 10V9H154ZM13 11V12H12ZM21 11H23V13L21 12ZM28 11V10H27ZM27 11H25V12H27ZM9 12V13H8ZM29 12V11H28ZM147 12H149V13H151V10L149 11H147ZM18 13H21L20 15L18 14ZM146 13V12H145ZM2 14H5V15H2ZM16 14V15H15ZM148 14V13H147ZM9 15V16H8ZM19 15V16H18ZM22 15H24V16H22ZM27 15V17H25ZM2 16L4 17V18H2ZM8 18H6V17ZM14 18H13V17ZM18 16V17H17ZM22 16V17H21ZM16 17V18H15ZM24 17V18H23ZM21 19V20H19V19ZM6 19V20H5ZM16 19H17V22H16ZM45 19V18H44ZM3 20V21H2ZM23 20L25 21V22H23ZM45 20H48V18H46ZM20 21L22 22V23H20ZM19 22V23H18ZM18 24V25H17ZM51 24V23H50ZM19 25L23 28V30H22V28L21 27H19ZM45 25H49V22L47 21V22H45ZM27 26V27H26ZM116 26V28H120L121 26H120V24H116L115 25ZM17 27H18V29H17ZM25 27H26V29H25ZM127 27V28H126ZM143 29L144 31H142V30H140V29ZM161 28H162V26H161ZM21 29V30H20ZM25 30L28 32V33H26L25 32ZM21 33H23V34H21ZM130 33V34H129ZM150 33V32H149ZM144 34V33H143ZM23 35V36H22ZM26 35V36H25ZM24 37V38H23ZM21 38V39H20ZM15 39V40H14ZM24 39V45H23V43L22 44H20L21 42H22V40ZM161 39H166L165 41H167V38H161ZM11 40V41H10ZM20 40H21V42H20ZM169 40V39H168ZM14 41V42H13ZM47 41V40H46ZM158 42L160 41V40H157ZM162 41V40H161ZM18 42H20V43H18ZM157 42V43H158ZM168 42V41H167ZM50 43H52V40L50 39L49 40V42H48V45H52V44H54V42L52 43V44H50ZM156 43V42H155ZM154 43V44H155ZM169 43H172V41L170 42L169 41ZM112 44V45H113ZM161 44V43H160ZM160 44H158V45H160ZM167 43L166 42H162V45H163V47H164V45H166ZM162 45H160L161 47H162ZM169 45V44H168ZM19 46V47H18ZM24 46V47H23ZM148 47V49L146 48V47ZM154 46V45H153ZM153 46L150 48V49H152L153 48ZM167 46V45H166ZM161 47H160V49H161ZM21 48V49H22ZM145 48V50H143ZM165 48V47H164ZM167 48V47H166ZM165 48V49H166ZM26 50V49H25ZM143 51L142 53L143 54H141V51ZM147 50V51H146ZM153 50V49H152ZM22 51H24V50H22ZM148 51L150 52V53H152V55L150 56V55H148L147 53H148ZM161 51V52H160ZM167 51V52H166ZM145 52V53H144ZM19 53V54H18ZM20 55V56H18V55ZM139 54H141L140 56H139ZM145 54H146V56L147 57H145ZM144 56V57H143ZM151 58H150V57ZM153 56V57H152ZM155 57V58H154ZM26 58H31V57H26ZM25 58V61H27V60H30V59H26ZM100 58H102V57H100ZM150 58V59H149ZM154 58V59H153ZM16 59V60H15ZM113 59V60H112ZM125 59H126V61H125ZM22 61L24 60L23 58L21 59ZM32 60V59H31ZM31 60L30 61H27V62H22L23 64H25V63H27V64H30V63H28V62H31ZM99 60V59H98ZM97 60V61H98ZM129 62V65L126 63V62ZM158 61V62H157ZM13 62H15V63H13ZM66 62H68V59L66 60ZM65 62V63H66ZM99 62H100V60H99ZM123 62H125V64H123ZM102 63V62H101ZM150 63V64H149ZM152 63V64H153ZM67 64H69V63H67ZM74 64V65H73ZM139 64H141V67H142V69L140 70V67H139V70H137V68H138V66L137 65H139ZM151 64V65H152ZM14 65V66H13ZM111 65V66H112ZM124 65H126V68L127 69H129L128 70V75L130 74V76L132 77V80H131V77H130V79L128 78V80H130V81H127V82H130V84H133V85H135V86H133V85H129L128 83H127V85H129V86H127L128 87V89H129V91H131V92H128V90L126 91V89H125V86H123V85H126L125 83H126V81H124L123 80V77H124V75L123 76H121L122 75V73H123V71H127V69L125 70L124 69ZM150 65V66H151ZM154 65V64H153ZM17 66V70L18 71H16V69H15V67ZM14 67V68H13ZM66 67H68V65L66 66ZM71 67V68H70ZM155 67V68H156ZM154 68V69H155ZM161 68H162V70H161ZM15 71H14V70ZM68 69V68H67ZM68 69V70H69ZM73 69H74V71H73ZM69 70V71H70ZM13 71H14V73H13ZM62 71V70H61ZM102 71V72H101ZM163 71V72H162ZM155 72V71H154ZM158 72H156L157 74H158ZM15 73H17V75H18V77L17 76H14V78H12V74H15ZM57 73H58V71H57ZM55 74V77L57 76V75H59V77H60V74L58 73V74ZM67 73H68V71H67ZM84 73V72H83ZM125 73V72H124ZM127 73V72H126ZM125 73V74H126ZM153 73V72H152ZM159 73V74H160ZM98 74V75H97ZM10 75H12V76H10ZM16 75V74H15ZM84 75L86 76V77H84ZM83 76V77H82ZM135 76H137V77H135ZM154 76V78L152 79L151 77H153ZM162 78H161V77ZM16 77L18 78V79H16ZM155 77H158V78H155ZM162 79V81H161V79ZM74 78V79H73ZM96 78V79H95ZM98 78V79H97ZM10 79L12 80V81H10ZM14 79H16V81L14 82ZM95 79V80H94ZM152 79V80H151ZM157 79L158 80H160V81H157ZM165 79V78H164ZM61 80L63 81V85H62V82H61ZM82 80H81V82H82ZM139 80V81H138ZM144 82H143V81ZM111 81H113L112 82V86H114L113 85V83H116V85L114 86V87H119V88H114V87H112L111 86ZM123 81V82H122ZM133 81V82H132ZM151 81H156L157 83V85H156V87H155V85L152 87V85H153V83L154 82H151ZM14 83V84H12V83ZM61 82V83H60ZM117 82H119V83H117ZM142 82V83H141ZM159 82V83H158ZM165 82V81H164ZM164 82H162L160 85H162ZM65 83V84H64ZM67 83V84H66ZM75 83V84H74ZM124 83V84H123ZM137 83H140L141 85H143V86H140L139 88V91H138V89H137ZM166 83H167V81H166ZM12 84V85H11ZM58 84V85H57ZM96 84V85H95ZM118 84V85H117ZM146 84V85H145ZM120 85V86H119ZM149 85H151V87H152V90H151V88H150V86ZM165 85L166 84H164L162 87H165ZM12 86H14V87H12ZM110 86H111V88H110ZM122 86H123V90L121 89L122 88ZM134 88H133V87ZM149 86V87H148ZM13 89H12V88ZM157 87H159V88H157ZM143 88V89H142ZM147 88L149 89V90H147ZM154 88H156V89H154ZM17 89V90H16ZM19 89V90H18ZM132 89V90H131ZM135 89V90H134ZM10 90H12V91H10ZM15 90V91H14ZM124 90H125V92H124ZM136 90H137V92H136ZM142 90L144 91V93L142 92ZM49 91H47L48 93H49ZM110 91V93H111V96H110V93H108ZM158 91V90H157ZM15 92V93H14ZM16 92H18V93H16ZM52 92H53V94H52ZM114 92V93H113ZM10 93H13V96H12V94H10ZM105 93L107 94V95H105ZM125 93V94H124ZM129 93H132V96L131 95H129ZM141 93H143V95L145 96H147V98L145 97L144 98V96H142V94ZM145 93H147V94H145ZM12 96H10V95ZM135 94V95H134ZM140 94V95H139ZM150 94H152L151 96H150ZM114 95V96H113ZM124 95V96H123ZM138 96V98H137V96ZM9 96V97H8ZM18 97L17 99H16V97ZM47 96V97H48ZM90 96H93L92 98L90 97ZM110 98H108V97ZM123 96V97H122ZM14 97V98H13ZM112 97H113V99H112ZM122 97V98H121ZM131 97V98H130ZM134 97H136V99L134 98ZM142 97H143V99H142ZM7 98V99H6ZM9 98H10V100H9ZM56 98H57V100H56ZM94 98H95V100H94ZM133 98H134V101H133ZM11 99H15V102L13 103L12 101H11ZM91 99L95 102H93L94 103V105H92V104H90V103H92V101H91ZM125 99V98H124ZM124 99H123V101H124ZM138 99V100H137ZM140 99H142L141 101H140ZM144 99H146V101H144ZM190 99V98H189ZM192 99V98H191ZM188 100V102H186V104H187V106H185V107H188V108H185V110L186 109H190V111H192L191 110V108H194V106L193 105H195V103H192V101L193 100ZM8 100L11 102H8ZM17 100H18V102H17ZM89 100V103L87 102ZM97 100V101H96ZM104 100H105V102H104ZM109 100V102L111 103V102H113L111 105H116L115 106V108L113 107V106H110V103H107V101ZM112 100V101H111ZM116 100V101H115ZM137 100V101H136ZM8 103H7V102ZM50 101V102H49ZM56 101V102H55ZM91 101V102H90ZM117 101H119V103H120V105H119V103L117 102ZM191 101V102H190ZM47 102V101H46ZM96 102H97V104H96ZM136 103V104H134V103ZM137 102H143V103H146L147 105H148V107H146L145 106V104H140V105H138V103ZM12 103L15 105L14 106V108H12ZM47 103V104H48ZM150 103V104H149ZM191 103L193 104L192 106H191ZM96 104V105H95ZM104 104V105H103ZM107 104H109V105H107ZM185 104V105H186ZM9 105V106H8ZM98 105V106H97ZM104 106V108L106 107V105H107V111H105V109L103 108V106ZM8 106V107H7ZM17 106V107H16ZM58 106V107H57ZM94 106V107H93ZM97 108H96V107ZM136 106V109L134 108ZM138 106H139V108L141 107V106H143V107H141L142 108V110L143 111H141V110H138L139 108H138ZM190 106V107H189ZM42 107V106H41ZM50 109H49V108ZM113 107V110H111V108ZM133 107V108H132ZM43 108V107H42ZM125 108V107H124ZM147 110H145V109ZM148 108V109H147ZM151 108V109H150ZM183 108H184V106H183ZM182 108V109H183ZM217 108H218V106H217ZM10 109V110H9ZM20 108H17V110H18V112H20V110H19ZM96 109V110H95ZM103 109V110H102ZM222 109V108H221ZM14 110V111H13ZM53 110V111H52ZM81 111L82 113H83V115H85L84 116V119L85 118H87V120H88V122H91L90 124L88 123V122H85V123H83L85 120L84 119H82L83 118V116L81 117V119L80 120H82V123H81V121H79L80 123H81V125H77L76 126V124L75 123H73L75 120H74V113H76L77 111ZM95 110V111H94ZM115 111L116 112V114H117V112L118 111ZM148 110H153V111H149L148 112ZM154 110H156V111H154ZM219 110V113H217L216 111H218ZM32 111V112H31ZM133 111H132V113H133ZM145 111V112H144ZM158 111V112H157ZM187 111V110H186ZM189 110H188V112H190ZM215 111V113L218 115H221V113H222V110H220V109H215L214 110ZM6 112L8 113L7 115H6ZM92 112V113H91ZM94 112V113H93ZM119 112V114L120 115H114V116H116L115 118H118V119H120L119 117H122V115H121V113ZM127 112V111H126ZM151 112V113H150ZM155 112V113H154ZM9 113L11 114H13V116H14V118H13V116H12V114L10 115V116H8L9 115ZM46 113V112H45ZM44 113V114H45ZM88 113V114H87ZM97 113H96V117H97ZM124 113V112H123ZM145 115H144V114ZM89 115L90 117H88L87 115ZM98 114V116L100 117V115ZM105 114V113H104ZM104 114H101L102 116L99 118V117H97V118H99V119H101L103 116H105ZM5 115L7 116V117H5ZM29 115H33V114H29ZM46 115V114H45ZM110 115V114H109ZM49 116V117H48ZM94 116V117H95ZM133 116H134V113H133ZM132 116V117H133ZM3 117V118H2ZM95 117V118H96ZM4 118H6L5 119V123H4ZM11 118H13V120H11ZM151 118V117H150ZM10 119V120H9ZM15 119V120H14ZM29 119V120H30ZM98 119V120H99ZM135 119H136V116H135ZM147 119H148V123H147ZM2 120V121H1ZM73 120V121H72ZM86 120V121H87ZM90 120V121H89ZM98 120L96 121L97 122V126H96V128H94V129H96V130H98V128L100 127V126H98V124H102V122H104V121H100L99 120V122H98ZM11 121V122H10ZM16 121V122H15ZM122 121V120H121ZM10 122V123H9ZM34 122H36L35 121V119H34ZM123 122V121H122ZM126 122V121H125ZM124 122V123H125ZM175 122V121H174ZM177 122V121H176ZM175 122V123H176ZM4 123V124H3ZM6 123H7V125H9V127H6ZM9 123V124H8ZM127 123V122H126ZM166 124H167V122H165ZM165 123H163V125L165 124ZM41 124V123H40ZM75 124V125H74ZM83 124L85 125V126H83ZM165 124V125H166ZM3 125H4V127L6 128V130H2V128L3 129H5L4 127H3ZM15 126V129H16V131L17 132H14V127L12 128L13 129V131H12V129H11V132H13V133H11V132H8V130L10 131V126ZM124 125V124H123ZM148 125V126H147ZM150 125V127H152ZM159 126V127H166L165 125L164 126ZM174 125V124H173ZM176 125V127H175V129L176 128H178L179 129V125H178V123H176L175 124ZM82 126H83V128H82ZM102 126V125H101ZM149 129H148V128ZM19 129V130H18ZM93 129V128H92ZM99 129H101V128H99ZM172 129V128H171ZM174 129V128H173ZM177 129V130H178ZM87 130H88V132H87ZM4 131H6L5 133H3ZM7 133V134H6ZM9 133V134H8ZM16 133H17V135H16ZM92 133V134H91ZM103 133V132H102ZM156 133V132H155ZM226 132H224V130H222V132H221V136L219 137V140H220V142H223V143H220V144H222V145H220V146H218V147H220L219 149L222 151V152H224V153H222L223 155H221V157H220V159H218V160H220V162H222V164L218 161L217 162V164H215V166H213V167H211V164H209V163H207L208 164V166H206V165H204L203 163H205L206 164V160L204 159V161H202L203 160V158H201L200 160H201V162H200V164L199 163H197V164H195L194 166H192V167H190V169L188 168V170H189V172H188V170H187V174L189 175H184L185 177H187V178H189V179H187V181L184 183V181H182L183 183L182 184H174L173 186H171V187H175L176 185V188L174 189V188H170L169 190L167 189V190H165V191H163L162 190V188L164 189V186H163V184L162 185H160L161 186V190H159V188H157V192H160V191H162V192H160L161 194L162 193H164V195H166L167 197H168V194H169V198H165V200L167 199V201H168V203H170L171 204V199H173V195L175 194V196H178V195H180V196H182V195H184L185 196V193L187 192V194L189 195V193H188V190H191L192 189V191L195 193V191L196 190H199V191H204L203 192V194H202V196L204 197V196H206V194H207V192H209L210 191V188H212L211 190V192H209V194L210 195H213V196H215V198L216 197H218V195L216 196V191H213V188H214V190H215V186L217 185V184H215L216 182L218 183V184H221V182L222 183H224V181H225V179L227 178V175L229 174V172H231L232 170H230L231 169V167H232V169L235 167V169H236V166L238 167L240 164H238V161H236L237 159H234V156H232V155H230V153H234L235 152V150L236 149H238V141H237V139L235 140L234 139V137H236V136H228L227 135V133L225 134ZM4 134V135H3ZM14 134V135H13ZM91 134V135H90ZM19 135V136H18ZM28 134H26V136H27ZM88 135H90V137L88 136ZM95 135V134H94ZM94 135H93V138H95L94 137ZM0 136V137H1ZM25 136V137H26ZM40 136V138H38ZM153 138H152V140H150V141H148L147 142V145L149 146V147H152L151 148V152H154V151H156L157 149H159V147L161 146V141H158L159 140V138L155 135V134H153ZM9 137V140H11V137L10 136H8ZM24 137V138H25ZM85 137V138H84ZM89 137V138H88ZM157 137V138H156ZM21 140H19V139ZM22 138V139H21ZM102 138V141L103 140H105V141H103V145H102V148H100L101 147V139ZM156 138V139H155ZM26 139H28V136H27V138H25L24 140H26ZM83 140V142L85 141V143H86V145H85V143H83L82 142V140ZM99 139V140H98ZM154 139V140H153ZM3 140V141H4ZM9 140H7L8 142H9ZM29 140V139H28ZM36 140V141H35ZM39 140V141H38ZM86 140H88V142H86ZM90 140V141H89ZM157 140V141H156ZM221 140H223V141H221ZM3 141H2V145H6L7 144V141H5V143H3ZM126 141V140H125ZM0 142H1V140H0ZM14 142V143H15ZM18 142V143H17ZM101 142V143H100ZM159 142V143H158ZM23 143H22V145H20V147L22 146L23 147V149H22V147L20 148V147H18L20 150L22 149V150H24V151H22L21 150V153L23 152L24 154H22V156H20V157H22L21 159H19L20 157H19V155H20V153L18 154V156H17V153L18 152H20V150H18V148L16 149L15 148V146H14V149H16V150H14V149H12L13 147L10 145V146H8V147H10V150L12 149V150H14V152H16V154H14V156H17V158L19 159L18 160V164L20 165V167H19V165L17 166L16 164H15V162H13V160L14 159H16V157H13V160L11 159L12 157H10V156H12L10 153L12 152V150L9 152L8 150H6V148H8V147H6L4 150H3V152H5V151H7V152H9V153H6L5 152V156H8L9 155V157H10V159L8 158V160L9 161H12V162H8V160H7V158L4 160V162L6 161V163L7 164H5V163H3V159L4 158H2V157H0V158H2V163L5 165V166H2L3 164L1 163V161H0V165H1V167L2 168H4V167H6V168H4V169H1L0 168V170H1V173L5 176H3L1 173H0V178L2 179V181H4L5 180V184L4 185H2V184H0V186L2 185V189L4 188V187H6V186H8L9 187V189H8V187H6V188H4V192H1L0 191V193H2L3 195V197L0 195V201H1V199H2V201H5L4 202V205L3 206H9L8 205V203L9 202H11V204L10 205H12V203L14 202L13 201V199L16 201V200H18L19 199V195H20V199H22V200H19L18 202H21V201H25V200H30V199H32L31 197L33 196V198L35 199V196H38L37 198H39L40 196L39 195H41V194H38L36 191H35V193H34V190H36V187H35V189H33V188H30V187H28L27 186V182L24 184L23 182H20V184L19 183H17L18 182V180L20 181V179H18L17 178V174L16 173H20L21 172V167H22V169H24L23 171L25 172V170H26V168H27V172L29 171V169H30V167L33 165V164H31V166H30V162H29V164H28V162L26 161V158H24V156L23 155H26V153L28 152V151H30L29 149L30 148H28V150H26V153H25V149H24V146H23ZM27 143V142H26ZM30 142H28V145H32V143H30ZM80 143H81V146H82V143H83V147H84V145H85V148H87L88 149V145H90V144H92V146H90V148L87 150V151H85L84 149L82 150V149H80V150H77V149H75V146L76 147H78L77 145H80ZM13 144V143H12ZM16 144H14V145H16ZM65 146H64V145ZM93 144H94V148H93ZM1 145V144H0ZM16 145V146H17ZM36 145V146H35ZM123 145H124V143H123ZM25 146H26V144H25ZM35 146V147H34ZM3 147H5V146H3ZM31 147V146H30ZM92 147V148H91ZM217 146H216V148H215V146H214V149H217L218 148ZM105 148V147H104ZM91 149V151H89ZM122 149V148H121ZM168 149H171V146L169 147V145H168ZM18 150V151H17ZM40 150V149H39ZM44 150H46L47 151V153H46V155L44 154V152H46V151H44ZM173 150V149H172ZM218 150V149H217ZM0 151H1V147H0ZM37 151V148H36V150H35V152ZM84 151H85V153L86 154H84ZM168 151V150H167ZM167 151H165L164 153H163V155L161 156V158H162V160H161V164H162V166H163V168H162V170L164 169V166H166L167 168L171 165V164H173V162H172V160L174 161L175 159L174 158H172L171 159V155H169L170 153H169V151L167 152ZM49 152V153H48ZM88 152V153H87ZM220 152V151H219ZM13 153V152H12ZM37 153V152H36ZM35 153V154H36ZM117 153V152H116ZM0 154H2V152L0 153ZM28 154V153H27ZM31 154H32V151H31ZM31 154H29V155H31ZM95 154H94V156H95ZM88 155V156H87ZM98 155V154H97ZM0 156H2V155H0ZM5 156H3V157H5ZM43 156H45V157H43ZM48 156V157H47ZM86 156V157H85ZM120 156V157H119ZM26 157V156H25ZM28 157V155H27V158L28 159H30ZM88 157H89V159H88ZM95 157H97V156H95ZM94 157V159H95V161H96V159H98V158H95ZM86 158V159H85ZM100 158V157H99ZM122 158H123V156H121L120 155V150H119V152H118V154L116 155V157L113 159V163H114V168L116 167L117 168V170L118 169H120L121 170V168H122V166H123V162H122ZM25 159V160H24ZM27 159V160H28ZM45 159V161H47ZM93 159V160H94ZM164 159V160H163ZM1 160V159H0ZM17 160V159H16ZM16 160H14V161H16ZM20 160H23L24 161V163L25 164H22L23 163V161H20ZM83 160V161H82ZM91 160V161H90ZM26 161V162H25ZM44 161V160H43ZM98 161V160H97ZM109 161V160H108ZM110 161H112V160H110ZM172 163H171V162ZM20 162H21V164H22V166H21V164H20ZM34 161H32L31 163H33ZM92 162H94V161H92ZM91 162V163H92ZM99 162H102L101 160L99 161ZM11 165H10V164ZM13 163H14V165H13ZM16 163H17V161H16ZM26 163L28 164V166L26 165ZM84 163H86V164H84ZM169 163V164H168ZM220 165H219V164ZM10 166H9V165ZM43 164V163H42ZM86 165V166H84V165ZM90 164V165H89ZM93 164V163H92ZM101 164V163H100ZM160 164V165H161ZM8 167H7V166ZM89 165V166H88ZM102 165V164H101ZM103 165H106V163L104 164L103 163ZM140 167H144V165H145V163H143V162H140ZM201 165V166H200ZM12 166V167H11ZM108 166H110V164L108 165ZM161 166V167H162ZM204 166H206V167H204ZM217 166V167H216ZM10 167V169H8ZM15 167V168H14ZM19 167V168H18ZM87 169H86V168ZM104 167H106V166H104ZM160 167V168H161ZM215 167V168H214ZM240 167V166H239ZM238 167V168H239ZM14 168V169H13ZM47 168V169H48ZM82 168V169H81ZM84 168V169H83ZM109 167H107V169H108ZM123 168H124V166H123ZM181 168V167H180ZM179 168V169H180ZM212 168V169H211ZM217 168V169H216ZM218 168H219V170H218ZM13 169V170H12ZM125 169V168H124ZM124 169H123V171H124ZM178 169V170H179ZM182 169V168H181ZM216 171H215V170ZM6 170H8V172H2V171H6ZM10 170V171H9ZM20 170V171H19ZM64 170V171H63ZM82 170H84V171H82ZM118 171L117 173H116V175L115 174H113L112 173V175H115V176H112V175H110V174H107L106 173V171H105V173L107 174H105L104 175V172L103 171H101L102 173V175H100L101 176V178L102 177H106V179H103V182H104V184H101L102 183V180L100 179L99 181H101V185L100 186H102L103 187V185L104 186H107V185H105L106 183L108 184V185H110V183H111V185H112V183H115V181H117V180H120L121 178H122V180H126V181H128V179L130 178V177H128L129 175L128 174H125L126 172H123L122 170L121 171ZM183 170H184V168H183ZM181 171L180 172V170H179V173H183L184 174V171L186 172V170H184V171ZM211 171V172H210ZM9 172H10V174H9ZM86 172V173H85ZM107 172H109L110 173V171H107ZM214 172V173H213ZM7 173V174H6ZM82 174V175H81ZM211 174L213 175V176H211ZM214 174H216V175H214ZM2 175V176H1ZM7 175H9V177H7ZM14 175H15V177H16V180H14L15 179V177H14ZM19 175V174H18ZM63 175V176H62ZM81 175V176H80ZM104 175V176H103ZM108 175H110V176H112L111 177V179L109 178V176ZM126 175V176H125ZM197 175V176H196ZM10 176H11V178H13L12 180L14 181H12L13 182V187H11V178H10ZM68 178H66V177ZM81 178H80V177ZM86 176V177H85ZM85 176H83V181H84V183H87V178H88V175H85ZM108 176V177H107ZM210 176V177H209ZM228 176H231V178H232V173H230V175H228ZM65 177V178H64ZM85 177V178H84ZM115 177V179L116 180H114L113 181V179L112 178H114ZM125 177H127V178H125ZM197 179H196V178ZM211 177H214L215 179H217L216 181L214 180V178H213V182L212 181H209L208 179H211L212 180V178ZM64 178V179H63ZM120 178V179H119ZM231 178H229L230 179V181H228V178H227V183L226 184H228V182L229 183H231L232 184V181H233V178L231 179ZM0 179V180H1ZM7 179V180H6ZM10 181H9V180ZM80 179V180H79ZM222 180V181H220V180ZM236 179H238V178H236ZM236 179H234L235 181H234V183H239V185L237 186L236 184V189H238L237 191L241 194V191H242V194H244V192L246 191V190H248L247 188V186H246V181H247V179L244 181V180H240V181H238V180H236ZM242 179V178H241ZM245 179V178H244ZM47 180V181H46ZM107 180V181H106ZM186 180V179H185ZM190 182H189V181ZM1 181V182H2ZM6 181H9V182H6ZM67 181V182H66ZM82 181V182H83ZM108 181H110L109 183H108ZM112 181V182H111ZM245 182V183H242V182ZM46 182V183H45ZM69 182L70 183H73V184H71L72 185V187L70 186V185H68L69 184ZM82 182L80 183V184H82ZM89 182V181H88ZM8 183V184H7ZM23 183V184H22ZM207 183H210V184H207ZM212 183H213V185H212ZM7 184V185H6ZM21 184H22V186H21ZM29 184V183H28ZM75 184H77V185H75ZM6 185V186H5ZM25 185H26V187H25ZM39 185V184H38ZM38 185H36V186H38ZM185 187H184V186ZM190 185V186H189ZM207 185H209V189L208 188H206L207 187ZM215 185V186H214ZM17 186V187H16ZM19 186V187H18ZM40 186V185H39ZM38 186V187H39ZM43 186V187H44ZM75 186V187H74ZM227 186V185H226ZM228 186H230V184H228ZM232 186V185H231ZM243 186H244V188H243ZM190 187H192V188H190ZM193 187L195 188L194 190H193ZM199 187V188H198ZM202 187V188H201ZM1 188V187H0ZM15 188H18V189H16L15 190ZM26 188V189H25ZM67 188H68V190H67ZM71 188V189H70ZM180 188V189H179ZM181 188H184V189H181ZM187 188V189H186ZM198 188V189H197ZM234 188V189H235ZM9 191H8V190ZM13 189H14V192H13ZM22 189L24 190V192L23 193H25V194H22ZM29 190V192H26V191H28ZM32 189V190H31ZM66 189V190H65ZM72 189H74V190H72ZM64 190L66 191V193L64 192ZM70 190V191H69ZM81 190H82V188H81ZM182 190V191H181ZM184 190V191H183ZM185 190H186V192H185ZM228 190V189H227ZM226 190V191H227ZM16 191V192H15ZM37 191H39V193L42 191V189H41V191L40 190H38L37 189ZM68 191V192H67ZM71 191H73V192H71ZM77 191V190H76ZM178 191H180V193L181 194H178L177 195V192ZM201 191V192H202ZM225 191V190H224ZM225 191V192H226ZM236 191V190H235ZM13 193V194H10V193ZM21 192V193H20ZM48 192H49V194H48ZM70 192V193H69ZM183 192H185L184 194H182ZM201 192H198V191H196V193L198 194V193H201ZM205 192H206V194H205ZM216 194H215V193ZM7 193H8V195H7ZM18 193H20L19 195H18ZM45 193H47L48 195H45ZM65 193V194H64ZM68 193V194H67ZM190 193H191V191H190ZM195 193V194H196ZM212 193V194H211ZM214 193V194H213ZM226 193H228V192H226ZM235 193V194H234ZM233 193V195H240V194H238V193H236V192H234ZM6 194V195H5ZM28 194H30V195H28ZM38 194V195H37ZM160 194V195H161ZM191 194H193V193H191ZM190 194V195H191ZM205 194V195H204ZM10 195H15L14 197L13 196H10ZM25 195V196H24ZM27 195V196H26ZM68 195V196H67ZM106 195V194H105ZM104 195V196H105ZM164 195H163V197H164ZM194 195V194H193ZM200 195V194H199ZM198 195V196H199ZM230 195H232V192H231V194ZM6 196H8V197H6ZM29 196H30V198H29ZM67 196V197H66ZM86 196L87 195H84L83 197H82V201L81 202H83V203H86V202H84V200H87V202H88V196H87V198H86ZM197 195H196V199H198L197 197H198ZM220 196V195H219ZM9 197H11L12 198V200H11V198H10V200L8 199ZM21 197H23V198H21ZM66 197V198H65ZM171 197V198H170ZM187 197H189V196H185V198H187ZM195 197V195L194 196H192V198L196 201V199L194 198ZM68 198H70L69 200L72 202H70L69 203V200H68ZM175 198H177V202H174V200H173V203H176V204H173L172 203V205H168L169 207L170 206H172L173 208L174 207H176L175 209H177V207H178V209L177 210H179V208L181 207L180 206V203H178V200H181V198L179 199L178 197H175ZM185 198H183L184 199V201H185ZM190 198V197H189ZM189 198H187L186 199V201H185V203H186V206L184 205L185 203H184V201H182L183 202V204H181L182 205V207L180 208V211H181V213H180V211L178 212H176V210H175V212L176 213H178V215H175L176 213L175 212H173L174 213V217L176 216V218H170V217H172V215L168 218V220H170V219H173L174 221H172V220H170V221H172L173 222V225H174V228H172L173 227V225H172V223H170V222H168L167 221V218L166 217H160L158 214H157V216H158V218H161L162 220H160V221H163L164 220V218H166V220H164V224L162 223L161 224V222H156V223H158V225L159 224H161L162 225V227H160L163 231H161V233L163 232V233H166V234H162V238H163V236H164V238L166 237L165 235H167L168 237H166V238H170L171 237V235L175 238L176 236H177V239L175 238L174 240H173V238L171 237L170 238V240L172 241V246H173V244H174V246H177L175 243L177 242V240L179 239L178 238V235L180 234H182V238H180L179 240H178V242L177 243H180V244H178L179 246H177V247H179L178 249L180 250V251H182V250H185V251H182V252H184V255H183V253L182 252H180L177 256H184V259H182V261H181V257L179 256V257H177V259L179 260V262L180 263H178V261H177V263L178 264H223V262L222 261H224L225 263L224 264H263V262H264V257H260L261 256V254L260 253H258V255H256V257L255 258H251V259H253V260H251L250 261V259H247L246 260V258H244V256H242V255H240L241 256V258H239V257H236L237 259H238V263L237 262H235V261H237L236 260V258H235V256H232V257H234L233 259L231 258V257H229V258H227V259H223V258H221L222 259V261H221V259H220V257H218L217 256V253H216V255L214 256H210V252H211V254H215V252H216V250L214 249H207V247H206V249H204L205 248V246H202V247H204L203 249H202V247L198 244V243H202L201 241H202V239H198V237H196L197 235H195L196 233H193L194 235L193 236H195V237H193L194 239H192L191 240V238H188L187 236H189V237H192V235L190 236L189 235V233L191 232V228H195L196 227V225L194 226V227H192L194 224V222H192V221H194L195 219H196V217H193V215L195 216V215H197V209L195 210L196 212H194L193 211V209L194 208H192V205L190 204L188 207L189 208H191L192 210H190L189 208H188V210H187V205L190 203V201H188V199ZM191 198V199H192ZM199 198H200V196H199ZM6 199V200H5ZM33 199V200H34ZM41 199V197L39 198V200ZM75 199V198H74ZM33 200L31 201V203H35V201L33 202ZM36 200V199H35ZM165 200H164V206L166 207L167 205V202H166V204H165ZM176 200V199H175ZM194 200H191V201H194ZM9 201V202H8ZM187 201H188V204H187ZM8 202V203H7ZM179 202H181V201H179ZM81 204L82 206L84 205V204ZM177 203H178V205H177ZM1 205V207H2V209H3V206H2V204L3 203H0ZM29 205H30V203H29ZM33 205V204H32ZM72 206V208H73V206H74V208L72 209L71 208V206ZM86 205V204H85ZM177 205V206H176ZM31 206V205H30ZM29 206V207H30ZM34 206V205H33ZM33 206H31L32 208H29V210L30 209H33ZM84 207V206H83ZM165 207H163V208H165ZM172 207H170V208H172ZM194 207V206H193ZM197 207V206H196ZM195 207V208H196ZM112 208H113V211H112ZM114 208L115 207H111V208H109L108 210H106V211H104L103 213H105V212H107L108 211V213H107V217H106V213H105V215L103 216V213H102V215H99L98 217L100 218V219H102L101 218V216L102 217H105V219H102V220H100L99 218H97V220L96 221H102V223H100V225L102 226H100V225H98V234L96 235V238H98V240H95V242L96 243H92V244H98V243H101L102 241H103V238L104 239H106L107 237V228H106V222L108 221V219H110L111 218V213H113V212H116V210L114 211ZM170 208L168 209V212H167V217H168V213H169V211H170ZM198 208V207H197ZM1 209V208H0ZM5 209V208H4ZM116 209V208H115ZM199 209V208H198ZM24 212H23V209H22V212H21V214H22V217H27V215H31L30 213L28 214L27 212L29 211V210H27L26 208H24ZM165 210V209H164ZM172 210V209H171ZM190 210V211H189ZM27 211V212H26ZM111 211V212H110ZM173 211V210H172ZM199 211H202V210H200L199 209ZM3 212V211H2ZM30 212V211H29ZM110 212V213H109ZM188 212V213H187ZM26 213H27V215H26ZM165 213H166V211H165ZM179 213L181 214V215H179ZM193 213V215H191ZM196 213V214H195ZM199 213V212H198ZM110 215V216H109ZM161 215V214H160ZM163 215H165V214H163ZM180 216V217H179ZM193 218H192V217ZM198 216V215H197ZM109 217V218H108ZM156 216H154V217H152V218H155ZM179 217V218H178ZM19 218H20V216H19ZM28 219L30 218V220L32 219L31 217H27ZM37 218V217H36ZM35 217L32 219L33 221H28V222H30L28 225L30 226V228L31 229H33V230H35L34 228H36V229H38V223H39V226H40V221H39V219L37 220ZM157 218V217H156ZM158 218L156 219V220H158ZM193 220H192V219ZM14 219H16V218H14ZM13 219V220H14ZM25 219V218H24ZM23 219V220H24ZM99 219V220H98ZM192 221H191V220ZM9 220H10V218H9ZM13 220H10L9 221V223H13L14 224V221ZM151 220V219H150ZM155 220V219H154ZM158 220V221H159ZM191 221L192 222V226H190V229H188V230H190L189 231V233H187V230H186V227L188 226V225H186L185 227H182L181 229H180V226H184L185 224V222H186V224H188L189 222L188 221ZM12 221V222H11ZM25 221V220H24ZM35 221V222H34ZM38 221V222H37ZM166 221V222H165ZM26 222H27V220H26ZM31 222H33L32 224H31ZM149 223H150V221H148ZM155 222V221H154ZM190 222V223H191ZM146 223V226L147 225H150V227L151 228H154V223H152V225L151 224H149V223H147V221L145 222ZM196 223H197V220H196ZM26 224V223H25ZM31 224V225H30ZM171 224V225H170ZM183 224V225H182ZM16 225V224H15ZM28 225L26 224V226L28 227ZM32 225L34 226L33 228H32ZM154 225V226H153ZM177 225H179V227H177ZM25 226V227H26ZM104 226H105V229H104ZM172 226V227H171ZM149 226H147L146 228H148ZM156 228H157V225L155 226ZM41 228V227H40ZM39 228V229H40ZM143 228H144V231H147V232H150L149 230H150V228H149V230L148 229H146L145 228V226H143ZM159 228V227H158ZM157 228V229H158ZM29 229V227L27 228V230ZM100 229V230H99ZM104 229V230H103ZM155 229V228H154ZM161 229H159V230H161ZM180 229V230H179ZM183 229H185V233L186 234H188L187 236L186 235H183V233H180V232H183L184 230ZM197 229H199L198 227H197ZM195 230V231H198V230ZM32 231V230H31ZM38 231V230H37ZM102 231V232H101ZM105 231V232H104ZM158 231V230H157ZM157 231L155 232V231H153V233L155 232V233H157ZM194 231V232H195ZM28 232H30V230H28ZM101 232V233H100ZM107 232V233H106ZM151 232H152V230H151ZM193 232V231H192ZM66 233V234H65ZM104 233H106V234H104ZM153 233L151 234V233H149L150 234V238L148 237L147 238V236H146V233H145V235H143L142 236V239H144V241L143 242H145L144 244H146L148 241H149V244H146V245H148V247H147V249H145L146 251H147V253L145 254L144 253V256L145 257H147L146 255H148V252L150 253L149 255H148V257L149 256H151V249H153L155 246L154 245H152L156 240H157V238H154V241L152 242V244L150 243L153 239V236H155V237H157L156 235H158V234H155L154 233V235H153ZM158 233H159V231H158ZM160 233V234H161ZM184 233V234H185ZM198 233L200 234V229H199V231H198ZM197 233V234H198ZM100 234V235H99ZM144 234V233H143ZM199 234H198V236H199ZM106 235V236H105ZM153 235V236H152ZM179 235V236H180ZM101 236V237H100ZM103 236V237H102ZM159 236V235H158ZM186 236V237H185ZM63 237V239H65ZM61 238V239H60ZM146 238V239H145ZM161 238V237H160ZM160 238H158V239H160ZM197 238V240H199V241H195V239ZM59 239H60V241H59ZM148 239V241H146ZM156 239V240H155ZM188 239L190 240V241H192L190 244V246H188L187 247V245H189L187 242H189L188 241ZM187 240V241H186ZM201 240V241H200ZM204 240V239H203ZM98 241V242H97ZM49 242V241H48ZM91 242H94V241H91V240H88L87 242H86V244L87 245H90L91 244ZM175 242V243H174ZM182 242V243H181ZM195 242V243H194ZM60 243V244H61ZM156 243V242H155ZM154 243V244H155ZM194 243V244H193ZM59 244V245H60ZM125 244H127V242L125 241V238H123L119 243H118V245H120L121 246V248H123V247H126V245ZM151 244V245H150ZM193 244V245H192ZM197 244V246H199V248L197 247V246H195V247H197L198 249H201V250H199L200 251V254H201V252L203 253V255L205 256H203V255H195V257H197L198 256V258L195 260V258H193L192 259V257H193V255L192 254H194V245H196ZM117 245V246H118ZM150 245V246H149ZM202 245V244H201ZM144 246V245H143ZM54 247H57V245L56 246H54ZM193 247V248H192ZM29 248H31L30 246H28V249ZM151 248V249H150ZM55 248H53V250H54ZM143 249H144V247H143ZM150 249V250H149ZM182 249V250H181ZM27 250V249H26ZM29 251V252H28ZM30 251H31V249L30 250H27V251H25L26 252V254H27V252H28V254H29V257L31 256V253H30ZM34 251V250H33ZM32 251V252H33ZM143 251V250H142ZM142 251H141V255L143 254L142 253ZM210 251V252H209ZM215 251V252H214ZM239 251H241V249L239 250ZM144 252V251H143ZM153 252V251H152ZM188 252V253H187ZM196 252H198V250L196 249ZM195 252V254H198V253H196ZM209 254V256L211 257V259H209L210 257L209 256H207L208 254ZM186 253V254H185ZM205 253V254H204ZM241 253H243V250L241 251ZM28 254H27V256H28ZM34 254V253H33ZM33 254H32V256H33ZM36 255H39V254H36ZM35 254H34V256H36ZM186 255H187V259H188V257H190L191 255V259H189V260H185V258H186ZM54 255H52L51 257H53ZM56 256H57V254H56ZM56 256H54L53 258L54 259H56L57 258V260H59V257H56ZM60 256V255H59ZM217 256V257H216ZM257 256H258V258H257ZM25 257V259H23ZM61 257L62 258H64V256H62L61 255ZM201 257V258H200ZM214 257V258H213ZM23 258H22V260H25V262L27 263L28 262V264H33V260L35 261H39L40 260V257H36L37 259H34L33 257L31 258V259H29L28 257L26 258V256L23 254ZM39 258V259H38ZM61 258V259H62ZM183 258V257H182ZM203 258V259H202ZM207 258V260H205V259ZM216 258H218V259H216ZM209 259V260H208ZM219 259H220V261H221V263H218L219 262ZM231 259H232V261H231ZM235 259V260H234ZM241 261H240V260ZM261 259V260H260ZM263 259V260H262ZM27 260V261H26ZM29 260H31V261H29ZM193 260H195V261H193ZM218 260V261H217ZM35 261V262H36ZM60 261V260H59ZM190 261V262H189ZM193 261V262H192ZM202 261H203V263H202ZM206 261H209V262H206ZM263 261V262H262ZM16 262V261H15ZM15 262H13V263H15ZM18 262V261H17ZM22 262V261H21ZM24 262V263H25ZM206 262V263H205ZM234 262V263H233ZM244 262H247V263H244ZM256 262V263H255ZM20 263V262H19ZM25 263V264H26ZM177 263H174V264H177ZM9 264H12V262H10ZM16 264V263H15ZM18 264V263H17ZM21 264H23V263H21ZM166 264V263H165ZM170 264V263H169Z\"/></svg>",
    "mask_w": 264,
    "mask_h": 264
}]
</instances>
